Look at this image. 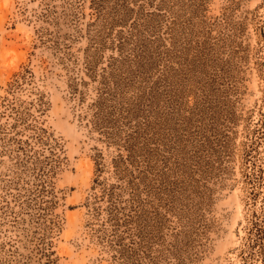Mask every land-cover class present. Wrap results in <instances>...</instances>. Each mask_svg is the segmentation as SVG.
I'll return each instance as SVG.
<instances>
[{"label":"rangeland","instance_id":"1","mask_svg":"<svg viewBox=\"0 0 264 264\" xmlns=\"http://www.w3.org/2000/svg\"><path fill=\"white\" fill-rule=\"evenodd\" d=\"M98 2L0 0V264H116L89 223L99 151L106 184L127 197L134 180L161 211L159 264H263L248 221L264 209V0ZM112 55L126 117L108 139L86 121Z\"/></svg>","mask_w":264,"mask_h":264},{"label":"trees","instance_id":"2","mask_svg":"<svg viewBox=\"0 0 264 264\" xmlns=\"http://www.w3.org/2000/svg\"><path fill=\"white\" fill-rule=\"evenodd\" d=\"M98 1L100 0H94V2ZM93 53L92 51L85 55V67L90 73L96 71V60H94ZM141 54L137 56L139 57ZM119 61V57L112 55L108 65L102 67V80L100 81L98 94L89 104L93 110L92 117L87 118L86 121L93 128L102 131L108 139L115 138L118 131L115 124L121 117H126L121 112V116L115 115L118 106L115 90L118 86L113 85L112 78H118L117 75L120 74L116 72L119 68ZM95 75L93 74V77ZM14 76L15 78L10 83L12 88L24 81L31 80L33 71L26 65L22 70L15 72ZM77 89L76 84H74L72 92L76 93ZM31 103L36 104L38 110H42L45 105L41 95L37 96L36 100L31 101ZM18 113L21 114L22 112ZM84 115H87V113L81 114V117H84ZM33 125L36 124L33 123ZM132 139H134V132H129L124 141L128 153L124 155L122 152H118L112 159L116 173L128 170V160L132 162L135 156V146ZM50 157L51 159H48L47 163L50 164L49 172L52 171L53 173L55 167L60 164V159L55 152H51ZM95 165L96 176L93 179L92 188L96 191L93 194V200L87 202V205L89 204L91 208L92 217H94V220L89 222L93 232L111 249L116 264H159V257L152 248L156 242L155 238L162 219L158 206L152 205L153 202L149 198L145 199L140 196L134 180L129 181L132 190L127 197H122L117 193V188H122V183L112 182L106 184V181L101 177L105 167L101 151L96 154ZM50 175L51 173L48 177ZM248 237L250 239L248 246L254 250L251 253L256 252L264 264V209L259 212L255 210L251 212L248 221ZM51 253L43 251V254L47 257V262L54 264L55 260L51 258Z\"/></svg>","mask_w":264,"mask_h":264}]
</instances>
